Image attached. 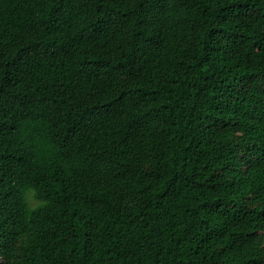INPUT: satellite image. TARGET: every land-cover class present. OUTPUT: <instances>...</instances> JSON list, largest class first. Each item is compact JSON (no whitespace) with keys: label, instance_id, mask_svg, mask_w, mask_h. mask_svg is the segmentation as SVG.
Instances as JSON below:
<instances>
[{"label":"trees","instance_id":"obj_1","mask_svg":"<svg viewBox=\"0 0 264 264\" xmlns=\"http://www.w3.org/2000/svg\"><path fill=\"white\" fill-rule=\"evenodd\" d=\"M262 231L264 0H0V264H264Z\"/></svg>","mask_w":264,"mask_h":264},{"label":"rangeland","instance_id":"obj_2","mask_svg":"<svg viewBox=\"0 0 264 264\" xmlns=\"http://www.w3.org/2000/svg\"><path fill=\"white\" fill-rule=\"evenodd\" d=\"M42 110V106L25 109L22 113V121L24 122L25 137L35 143L37 162L41 166L48 167L57 153L50 140L49 128ZM91 123L96 129L106 130L112 125V120L108 115H100L94 118ZM85 166L87 175L91 181L94 183L100 182L102 178L100 165L96 162L86 161ZM21 192L23 204L28 212L36 210L42 205V202L38 199L35 190L31 186H22ZM260 234L264 237V231Z\"/></svg>","mask_w":264,"mask_h":264}]
</instances>
